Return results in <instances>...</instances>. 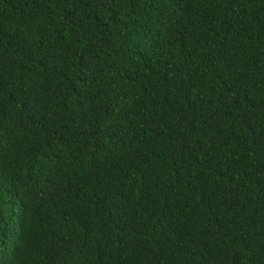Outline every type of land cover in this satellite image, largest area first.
Returning <instances> with one entry per match:
<instances>
[{
	"label": "trees",
	"instance_id": "obj_1",
	"mask_svg": "<svg viewBox=\"0 0 264 264\" xmlns=\"http://www.w3.org/2000/svg\"><path fill=\"white\" fill-rule=\"evenodd\" d=\"M0 264H264V0H0Z\"/></svg>",
	"mask_w": 264,
	"mask_h": 264
}]
</instances>
